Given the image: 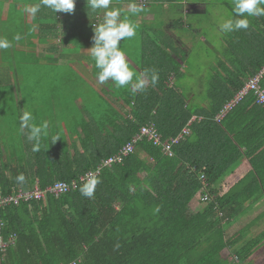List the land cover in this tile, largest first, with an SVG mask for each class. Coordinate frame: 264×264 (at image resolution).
<instances>
[{
  "label": "trees",
  "instance_id": "obj_1",
  "mask_svg": "<svg viewBox=\"0 0 264 264\" xmlns=\"http://www.w3.org/2000/svg\"><path fill=\"white\" fill-rule=\"evenodd\" d=\"M6 1L0 0V37L13 46L0 50V66L6 51L19 77L23 46L47 44L49 52L65 51L71 48L68 31L74 25L81 34L73 41L91 44L93 24L101 19L87 0H76L72 14H55L41 6L35 19L23 9L40 0H8L5 6ZM141 1L136 0L147 5ZM224 4L232 15L233 1ZM250 19L247 30L224 33L216 64L200 79L198 92L171 82V75L180 74L179 66L188 61L184 49L169 35L149 30L140 39L143 58L138 64L142 72L149 70L143 92L127 91L119 97L116 86L107 96L93 92L103 104L102 113L80 126V145H61L59 135L58 141L44 146L42 163L35 158L33 167L13 168L10 176L5 169L12 167L0 166V195L35 185L44 189L96 168L143 124L152 122L162 141L175 138L185 127L189 130L172 145V156L146 138L137 141L122 161L102 167L93 198L80 193V182L57 197L46 193L43 200L4 205L2 234L13 235L14 243L0 253V264H243L255 247L264 245V230L246 237L264 220V208L241 228L229 230L248 208L261 200L264 204V107L249 92L216 119L226 100L264 64V16ZM17 35L20 39L14 40ZM152 70L159 75L155 85ZM140 152L150 160L141 159ZM21 173L23 184L16 180ZM205 194L208 199L203 200ZM234 247L237 260L232 263L228 257Z\"/></svg>",
  "mask_w": 264,
  "mask_h": 264
},
{
  "label": "crops",
  "instance_id": "obj_2",
  "mask_svg": "<svg viewBox=\"0 0 264 264\" xmlns=\"http://www.w3.org/2000/svg\"><path fill=\"white\" fill-rule=\"evenodd\" d=\"M146 8L151 5H154L157 7L158 12L152 13L151 11H147L146 13H141L136 16H133L132 19L138 24L137 32L135 37L131 39H126L125 41L121 42V47L126 53V58L129 62L130 67L134 70L137 76H140L144 72H142L138 62L143 58V54L141 52V36L143 34H149L150 31H155L159 35L167 34L172 39L175 40V43L179 45L181 48L184 49L186 58L188 59V51H189V42L193 35H187L186 37H183L182 33H185L182 31L180 26L185 25L188 29L190 26L187 24L186 21H184V14H188L191 12L194 8L200 9L199 6L203 3V0H198L199 2L189 1V0H183L178 1L176 3H171L173 6V9H178L180 11L178 17L170 16L171 13L167 14L166 10L168 9L167 6H164V3H160L156 0H147ZM131 1H123L120 2L119 0H113L112 1V7H119L122 8L125 12H127V5ZM201 3V4H200ZM169 4V3H168ZM200 4V5H198ZM164 6L162 9V14L159 16L160 6ZM170 12V8L168 9ZM203 10V9H202ZM182 16L180 18L179 16ZM100 17H102V13L99 14ZM157 17H160L159 19ZM158 23V25H154V23ZM77 23V22H76ZM72 28L70 31H68V37L72 40V44L68 43L67 46H71V48L65 49V51H62V48H60V52L52 53L49 52L51 48L47 44H40L30 47L32 52H37V57L39 59L37 60H47V58L51 59L49 60L54 65H57L58 67L62 66L64 70H62V81L64 83H67L64 85L65 89L69 92L71 88H73V94H71L72 102H68L67 109H62L61 101L65 99L66 96H68V93H54L53 96L50 95L49 100L45 101V95L41 93V96L39 93L34 92L31 90L29 93L27 92L24 94V97L21 98L19 101H12L10 100V109H3L0 110V166H11L12 169H5L6 176H10L12 174L13 168H17L19 166H31L33 167L35 158L37 159V162L42 163V161H45V145H52L58 140H54L55 133L61 134L62 137H60L61 140L64 139V144L61 142V145H80V134L82 135L80 126H83L86 124V122L89 121V119L98 116V109L95 110H85L82 106L81 102L84 103L86 106H89L88 101L85 100L87 93H93L96 92L97 94H109L110 91H113L112 88L115 86L112 81L105 82L103 84H98L99 81L97 79V76L95 74V81L93 79V73L98 71L94 66V61L90 59V54L88 52V49L92 46L91 44H83L79 45L78 43H75L73 39L77 36V34H81V31L77 30L76 26H71ZM62 26L59 28L60 31H62ZM148 31V32H147ZM182 35V36H181ZM52 50V49H51ZM64 50V49H63ZM187 62L180 65V74H177V76L171 75V82L175 83L177 86L185 87L188 86L187 80H188V71L186 70ZM94 69V72H93ZM60 75V74H59ZM61 76H59L60 78ZM86 77L90 78L87 79ZM146 80L147 85L149 83V78L144 77ZM134 81L136 77L134 76ZM5 82L7 79H4ZM2 80V82L4 81ZM89 80V82H88ZM8 81V80H7ZM24 82V81H23ZM7 86L14 85V81L11 79L6 84ZM99 85H102V88H99ZM37 86V85H36ZM80 86L81 92H77L75 90V87ZM82 86H85L86 88L83 89ZM117 96L124 97L125 93L130 90V86H126L125 88H117ZM115 92V91H113ZM112 95V94H111ZM107 96V95H106ZM35 100H33V98ZM194 97V96H193ZM81 100V101H80ZM48 103L54 105V109L49 112L47 115L48 117H52V119H59L60 114L58 113L60 109L63 113V118H69L73 120L79 119L72 124V126H69L68 128H64L63 131H54L50 132L48 131V135L42 138L41 141V149L39 152H33L32 146L33 141H29L28 136V130L25 129L23 132L19 128V117L22 115L24 110H29L32 112L33 116L35 117V122L37 124L41 123L46 119L45 111L42 112V109H45V105H41L40 103ZM14 103V104H13ZM85 106V108H86ZM59 107L60 109H58ZM100 107V105H99ZM130 106L126 108V111L130 110ZM71 110V111H70ZM102 111V108H101ZM68 113H72L71 115H68ZM44 114V115H43ZM67 115V116H66ZM193 116L192 118H194ZM217 119V118H216ZM188 129V128H187ZM189 131V130H188ZM79 135V136H77ZM58 145V144H57ZM37 154H40L39 156ZM139 157L143 160L149 159L147 155L140 152ZM40 158V159H39ZM150 160V159H149ZM28 174V173H27ZM32 175V173H31ZM144 175V174H143ZM33 176V175H32ZM35 177V176H34ZM36 182L37 180L34 179Z\"/></svg>",
  "mask_w": 264,
  "mask_h": 264
},
{
  "label": "rangeland",
  "instance_id": "obj_3",
  "mask_svg": "<svg viewBox=\"0 0 264 264\" xmlns=\"http://www.w3.org/2000/svg\"><path fill=\"white\" fill-rule=\"evenodd\" d=\"M7 1L5 3V6L7 4ZM194 1L196 3L199 2L198 0ZM230 1L233 0H228V2ZM225 2L226 0H203V3H200V9L194 8L188 14H184V21L187 22L190 28L188 29L185 25L180 26L182 28L181 30L185 32L181 33L183 37H186L187 35H193L189 42L188 61L186 65V70L188 71V86L182 87L185 90L187 88L190 89L191 87H195L198 92V89L201 88V86L199 85L200 79H205L208 72H210V70L212 69L211 66L216 64V54H218V52L220 51V44L221 42H223V38L225 37L224 33L218 30L219 23L222 22V17L230 15V9L224 4ZM163 5L167 6L168 9H171L170 12L168 9L166 10L167 14L171 13L170 16L178 17L180 11L178 9H173L171 3H164ZM163 5L160 6L161 12H159V16L162 14V9L164 7ZM146 9L147 11H151L152 13L156 11L158 12L157 7L154 5H151V9L150 6H148ZM179 17L182 18L181 14ZM157 18L159 19L160 17ZM154 25H158V23L155 22ZM32 51L31 48H27V45H25L20 52L21 56L19 57V59L23 64V75H21L20 77L17 76L14 66L8 63V61L11 62L13 60V58H11V54L9 56L8 54H6V51H3L5 59L0 66V110L10 109L9 105L11 98L12 101H19L24 97V94H26L27 92L29 93L31 90L37 92V94L39 93L40 96L41 93H43V95H45V101H48L50 95L53 96L54 93H68V96H66L65 99L61 101L62 109L66 110L68 102H72L73 96L71 94H73L74 91L73 88H71L68 92L64 87V85H66L67 83H64V81H62V75L60 73L62 72V70H64V68L62 66L58 67L57 65H54L49 61L51 60L49 58H47L46 61L40 59V61L37 62V60L39 59V57H37L36 55L37 52ZM1 52L2 51H0V55ZM96 73V71L93 73V79L95 78ZM59 76L61 77L59 78ZM86 78L90 80V78ZM4 79H7L8 81L12 79L14 81V84L16 85L14 91L10 90L11 87L6 85L8 81L6 80L5 82ZM2 80L4 81L2 82ZM98 84L101 83L99 82ZM82 87L83 89L86 88L85 86ZM100 87L102 88V85H99V88ZM75 90L78 93L82 91L80 90V86L75 87ZM85 96V100L88 101L90 107L81 102L84 109L87 111L88 109H98V113L100 115L102 111L100 107L98 108V104L100 106H103V104L98 103L97 98L95 99V94L92 92L87 93ZM195 99L196 102L200 101L198 96H195ZM33 100L35 99L33 98ZM40 104H46L45 109H42V112L45 111V115H43L46 116L45 120L49 121L48 131H63L64 128L69 129V126H72L71 123H73L75 119L72 122V119L63 118L62 110L59 107L57 108L60 109V111L58 112L60 114V118L52 119L51 116L48 117L47 115L54 109L53 103L49 104V102H42ZM72 113L67 112L68 115H71ZM76 120L78 122L80 121L79 119ZM54 135L55 137L59 136V134L55 132ZM257 203L256 205H254V207L248 208L247 212H245L244 216L242 217V220L240 219L241 221L239 220L237 221V223L235 222L229 227L230 232H234L238 228H241L245 223L252 220L262 211V209L264 208L263 201L261 200L258 204ZM263 230L264 220L261 219L248 230V234L246 237L250 238L252 236H256ZM235 249L237 248L234 247L232 249V254L228 257L229 261L232 263L237 260L236 258L234 260V256L236 255ZM243 264H264V245H259L257 248L255 247L253 252L251 253L250 258Z\"/></svg>",
  "mask_w": 264,
  "mask_h": 264
},
{
  "label": "clouds",
  "instance_id": "obj_4",
  "mask_svg": "<svg viewBox=\"0 0 264 264\" xmlns=\"http://www.w3.org/2000/svg\"><path fill=\"white\" fill-rule=\"evenodd\" d=\"M75 3L76 0H40L38 4L25 5L23 11L33 19L36 18L41 6L50 9L55 14L57 12L72 14ZM87 3L92 12L102 13L100 21L93 27V43L88 49L94 66L98 70L96 73L98 81L101 84L112 81L117 88L130 86L133 94L143 92L146 84L144 77L149 75V70H145L143 74L137 76L129 65L121 42L135 37L138 24L132 17L146 12V7L137 3L136 0H131L127 5V12H125L122 8L112 7V0H87ZM260 16H264V0H233L232 15L221 18L222 22L219 23L218 30L222 33L247 30L251 25L250 18ZM36 27L33 25L32 30L35 31ZM13 39L19 40L20 37L17 35ZM12 46L10 40L6 37H0V50L9 49ZM134 76L136 77L135 81ZM158 79V73L152 70L151 84L155 85ZM19 128L22 132L25 129L28 130L27 138L34 142L32 151L39 152L42 146V138L48 135L49 121L44 120L37 124L32 112L24 110L19 117ZM57 139L59 137L54 138L55 141ZM16 180L23 184L25 176L21 173L16 177ZM100 182V178L96 174L88 173L83 178L79 191L84 197L93 198Z\"/></svg>",
  "mask_w": 264,
  "mask_h": 264
},
{
  "label": "built area",
  "instance_id": "obj_5",
  "mask_svg": "<svg viewBox=\"0 0 264 264\" xmlns=\"http://www.w3.org/2000/svg\"><path fill=\"white\" fill-rule=\"evenodd\" d=\"M140 3L142 1L140 0ZM97 22V21H96ZM95 26V23L93 24ZM264 79V64L256 71L253 76L248 77L247 81L243 85V87L237 91L232 98L227 100L220 110V112L216 115L217 119H220L225 116V114L230 111L240 100L249 92L253 93L255 96L257 103L264 107V87L262 85V80ZM187 128H183L182 132L177 135L175 138L167 139L162 141L160 134L158 133L155 125L151 123L143 124L140 126L138 132L132 135L130 140L126 142L119 151L106 159H102L100 164L96 166V168L88 170L80 175L77 179L72 180L71 182L65 181H56L53 184L47 186L44 189H40L38 185H35L33 189L29 191H24L18 189L17 191L8 194L6 196L0 195V253L5 254L7 247L10 244L14 243V236L9 235L4 238L2 234L3 220L1 209L4 205L8 203H19L20 201H29L32 199H44L46 193L52 194L55 197L60 196L72 188H75L76 185L80 182H83V178L88 173H94L97 176L100 174L102 167L110 166L112 163L122 161L123 157L131 153L137 143V141L146 138L151 141L153 144L160 146L162 152L167 156L173 155L172 145L178 141V138L182 137L183 133H187ZM203 200L208 199V195L205 194L202 198ZM70 264H75V261Z\"/></svg>",
  "mask_w": 264,
  "mask_h": 264
}]
</instances>
